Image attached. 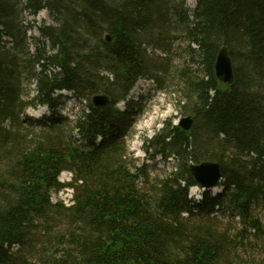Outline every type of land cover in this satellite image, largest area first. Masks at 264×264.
<instances>
[{
  "label": "trees",
  "instance_id": "obj_1",
  "mask_svg": "<svg viewBox=\"0 0 264 264\" xmlns=\"http://www.w3.org/2000/svg\"><path fill=\"white\" fill-rule=\"evenodd\" d=\"M44 10L55 25L33 51L25 14ZM176 31L189 54L177 105L194 124L168 120L144 138L149 160L177 163L151 179L129 158L133 120L117 106L139 80L168 74L167 56L155 64L148 51L168 55ZM223 46L231 86L215 77ZM65 92L85 102L72 118ZM39 108L49 114L27 115ZM26 122L37 134L21 141ZM204 162L219 164L222 191L196 204L190 168ZM64 190L71 204L53 203ZM229 215L241 229L221 227ZM59 220L34 249L36 230ZM253 243L264 250V0H197L192 12L185 0H0V264H236L232 250Z\"/></svg>",
  "mask_w": 264,
  "mask_h": 264
},
{
  "label": "rangeland",
  "instance_id": "obj_2",
  "mask_svg": "<svg viewBox=\"0 0 264 264\" xmlns=\"http://www.w3.org/2000/svg\"><path fill=\"white\" fill-rule=\"evenodd\" d=\"M185 6L189 11H194L197 6V0H185ZM26 24L33 29L29 32V37H31V50L34 51L33 40L40 38L39 29L43 26H54L51 15L47 10L42 11L36 17L25 14ZM181 30V29H180ZM176 37L171 48V52L167 55L161 51L155 49H149L150 59L153 63H158L159 59L165 58L169 61V67H167V73L161 76L160 74L153 73L152 79H141L135 85L134 89L131 91L128 100L132 103L131 105H126L125 102H121L117 109L120 112H124L127 116L133 120L132 127L129 128V136L126 138L128 145V152L130 154L129 158L135 160L137 166H142L145 164L148 169V173L151 179L164 178L172 174L175 171L174 160L170 159L168 161L162 160L157 157L155 160H149L148 156L143 150L144 138H151L158 131L164 127V123L168 120H172L174 125H178L189 117L188 113L184 110L178 108L177 103L180 101L182 87L179 85L176 74L180 70L184 69L186 66L185 61L189 58L188 45L185 38L182 37L181 31H176L173 33V37ZM65 97L64 100L67 105L60 108L61 114L64 116H70L71 118L76 115L77 111L84 106L85 102L83 99H76L70 93H63ZM32 97V96H31ZM30 97V98H31ZM183 103V101H182ZM129 112V113H128ZM49 112L45 108H39L38 110L30 109L27 115L33 119H39L43 115H47ZM37 134L36 127L31 126L30 123H25L21 130L19 136L21 141H25L27 137L33 139L32 137ZM71 177L67 173H63L60 177L62 183L70 182ZM222 191V187L218 186L210 190L211 196H217ZM191 196L193 199L201 200L199 198L200 190L196 187L191 190ZM70 196L69 191L64 190L60 193L54 194L52 196V202L57 203L62 201L67 205ZM219 218L222 216L221 213L218 214ZM221 227L223 229H230L232 226H236L241 229L238 219L233 223L230 215L226 218H222ZM62 225L60 220L53 223L48 231H45L43 227H40L35 232V239L32 241V246L36 250H41L42 244L47 240L46 238H53L60 232ZM42 234H46L45 239L42 238ZM43 241V243H41ZM250 247V246H249ZM247 246L246 251L238 248L233 251V260L236 264H263L264 263V250L261 246L253 243L252 248Z\"/></svg>",
  "mask_w": 264,
  "mask_h": 264
},
{
  "label": "water",
  "instance_id": "obj_3",
  "mask_svg": "<svg viewBox=\"0 0 264 264\" xmlns=\"http://www.w3.org/2000/svg\"><path fill=\"white\" fill-rule=\"evenodd\" d=\"M110 41V39H108ZM215 77L218 83L231 86L235 80L233 63L227 47L223 46L218 54L215 64ZM108 104L106 96L97 95L92 98V105L96 108L105 107ZM194 120L188 117L182 120L178 126L184 132H190L193 128ZM191 176L197 185L204 189L215 188L222 180V174L219 164L214 162H204L198 165H192L190 168Z\"/></svg>",
  "mask_w": 264,
  "mask_h": 264
},
{
  "label": "bare ground",
  "instance_id": "obj_4",
  "mask_svg": "<svg viewBox=\"0 0 264 264\" xmlns=\"http://www.w3.org/2000/svg\"><path fill=\"white\" fill-rule=\"evenodd\" d=\"M235 70V69H234Z\"/></svg>",
  "mask_w": 264,
  "mask_h": 264
}]
</instances>
